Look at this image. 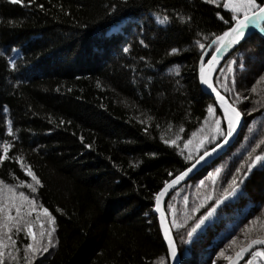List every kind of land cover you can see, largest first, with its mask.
Returning a JSON list of instances; mask_svg holds the SVG:
<instances>
[{"label": "trees", "instance_id": "obj_1", "mask_svg": "<svg viewBox=\"0 0 264 264\" xmlns=\"http://www.w3.org/2000/svg\"><path fill=\"white\" fill-rule=\"evenodd\" d=\"M223 2L0 0V180L47 208L55 228L51 245L44 238L48 251L34 257L24 255L27 233L15 234L5 264H171L155 194L224 140L213 123L227 130L223 111L199 80L207 45L234 24ZM262 36L249 37L215 74L243 116L234 143L166 199L181 264H227L225 256L264 237V166L248 170L264 155ZM234 178V196L189 243ZM249 260L264 264L251 253L241 264Z\"/></svg>", "mask_w": 264, "mask_h": 264}, {"label": "snow or ice", "instance_id": "obj_2", "mask_svg": "<svg viewBox=\"0 0 264 264\" xmlns=\"http://www.w3.org/2000/svg\"><path fill=\"white\" fill-rule=\"evenodd\" d=\"M13 2H18V0H13ZM211 2V0H209ZM223 7L225 9H230L233 13L231 16V20L234 21L227 31H224L220 35H216L215 39L212 41L210 45L207 47L211 48L215 46V50L211 53V59L207 60V68L203 63L204 57H201V64L199 70V78L202 84L206 85L213 93H215L216 100L219 102L220 108L223 110L224 118L227 120V130L223 131L221 129V120L215 119L213 123L215 124V132L223 137L224 141L226 142L227 139L232 136L235 128L238 125V122L241 119V112L238 110L237 107L233 106L232 103L226 100V98L221 95L219 91L213 85V66L216 65L219 61L220 53L232 48L233 46L239 45L242 39H247L246 36V29L249 28V25L255 26V28L259 29L260 33H264V2L258 3L257 0H224ZM242 13V15H240ZM223 19V17H221ZM169 17L164 15L162 18L161 16L157 15V21L161 24L167 23ZM228 23V21H225ZM207 39V37H205ZM264 39V36H262ZM199 47L201 50L205 49L206 45L200 43ZM124 51L127 52L128 49L124 48ZM172 52H176V49H172ZM13 63L12 61H9ZM231 70V69H230ZM207 112L211 116L214 114L213 105H208ZM182 130V129H181ZM9 133H11V127L8 129ZM193 136L196 134L193 133ZM215 139V137H212ZM179 139V137H177ZM204 139H200L199 143L196 145L197 149L204 145ZM165 143L175 144V140H166ZM191 143V140L185 142V147ZM220 144L217 143L216 147L211 149L212 152L216 151V148H219ZM9 149V145L5 144L4 152L7 153ZM210 153L207 149H205L204 154L200 156L197 163L203 161L205 157L209 156ZM5 159V156H0V160ZM260 161L262 162V166H264V155H257L251 162L248 164V170L251 171L252 167L256 165V163ZM23 167V165H22ZM195 165H193V168ZM192 169H186L184 172H181L179 175L175 177V179L171 182L166 181L164 183V187L155 194L156 200V211L160 212L161 217V226L164 229V238L168 243V255L175 260L177 257V246L174 242L173 237L170 235L169 229L164 226V212L161 211L160 203L162 197L167 193L168 189L175 183L179 182L183 179L188 172ZM240 171V169H237ZM219 169H217V173ZM27 175L31 176L32 180L39 184L40 181L37 177L32 173L30 169L27 170ZM171 175V174H170ZM247 175V172L244 174ZM242 182V181H241ZM203 183V182H201ZM230 184L234 185L231 188V191H227V195L222 198H218L215 200L214 204L209 205L206 209L204 215L200 216L192 229L187 233L189 237V243L192 242V237L194 233H197L198 229H201L202 225L206 227H210V225H206V221L209 218L213 217V215L217 211V207L223 203L225 199L229 196H233L236 193L237 188L239 185L236 183V179L234 178L230 181ZM31 191L34 193L36 192V188L33 187L31 184L27 185ZM211 199V197H208ZM195 211V209H194ZM35 213V220L30 219ZM41 215L47 218V223L49 225L54 224V217L49 212V210L42 205L37 209L36 202L34 198L26 195L24 191H17L13 186L5 183L3 180H0V264H5L4 255L5 249L11 246L16 245V240L13 238L15 234H18L21 231H25L27 233L28 239L31 241L25 245L24 255L27 258L29 253L34 257L36 253L47 252L48 247L42 244V240L44 239L45 235L48 237L47 244L51 245V237L52 233L55 231V228L46 229L44 223L41 222ZM259 219V218H256ZM256 220H253L252 223L255 224ZM38 223L40 225L39 231H34V224ZM15 230V232H13ZM6 241L8 243H6ZM233 243H235V238L233 239ZM255 247V250L251 251V255L253 258L255 257H264V250H261V246H264V237L251 239L248 243L241 247L240 250L236 253V258L233 259L231 256H225L223 250L218 254L220 256H225V259L228 260L229 264H236V260L240 259L245 253H248ZM18 251V249H17ZM212 264H216L215 261ZM248 264H253V260H249Z\"/></svg>", "mask_w": 264, "mask_h": 264}, {"label": "water", "instance_id": "obj_3", "mask_svg": "<svg viewBox=\"0 0 264 264\" xmlns=\"http://www.w3.org/2000/svg\"><path fill=\"white\" fill-rule=\"evenodd\" d=\"M263 25V24H262ZM257 31H259V29L255 28V26L253 25H249V28L246 29V36L251 37L252 35H254ZM247 38V39H248ZM247 39H242L241 42L239 43L242 44L243 42L247 41ZM239 45L237 46H233L232 48H229L223 52L220 53V56H219V61L216 65L213 66V72H212V77H213V85H214V76H215V73H216V70L218 69V67L220 66V64L234 51L236 50ZM209 59H211V56L209 57ZM208 59V60H209ZM205 67L207 68V62L205 64ZM200 80V78H199ZM200 85L203 89L204 92L212 95L213 97H215L216 99V96H215V93H213L211 91V89H209L206 85L202 84V82L200 81ZM215 87V85H214ZM216 88V87H215ZM218 91V90H217ZM223 95V94H221ZM224 96V95H223ZM225 97V96H224ZM226 98V97H225ZM227 101H229L227 98H226ZM217 101V100H216ZM217 103L219 104V102L217 101ZM242 122H243V116L241 115V119L240 121L238 122V125L237 127L235 128L232 136H230L227 141H222L220 143V147L219 148H216V151L215 152H212L211 150H209V153L210 155L205 157V159L203 161H200L199 163H197V160L195 163H193L190 167H188L187 169H192L190 172H188V174L183 178L181 179L179 182L173 184L167 191V193L162 197L161 199V203H160V208H161V211L164 212V226L167 227L169 229V232H170V235L173 237V233H172V229L170 227V224H169V221H168V218L166 216V212L164 210V206H165V202H166V199L168 198V196L173 192L175 191L177 188H179L183 183L189 181L190 179H192L199 171H201L205 166H207L208 164L212 163L213 161H215L220 155H222L224 152L227 151V149L233 144V142L235 141L236 139V136L241 128V125H242ZM215 148V147H214ZM193 165H195V167L193 168ZM185 171V170H184ZM183 171V172H184ZM179 175V174H178ZM175 179V177L170 180L169 182L173 181ZM154 213L156 214L157 216V219H158V222H159V228H160V231L164 237V229L163 227L161 226V217H160V212L156 211V200H155V206H154ZM174 239V237H173ZM256 239V238H255ZM165 240V238H164ZM175 242V241H174ZM165 243L168 247V243L167 241L165 240ZM176 244V243H175ZM244 247V246H243ZM256 246H254V248L252 250H250L248 253H245L240 259L236 260V264H241L247 257L248 255L251 253V251H253L255 249ZM261 247H264V246H261ZM240 250V249H239ZM238 250V251H239ZM237 251V252H238ZM236 252V253H237ZM236 253L232 256L233 259L236 258ZM170 257V256H169ZM170 263L171 264H181V259H180V255H179V252H178V249H177V257L175 258V260H173L171 257H170ZM229 264V262L227 263Z\"/></svg>", "mask_w": 264, "mask_h": 264}, {"label": "rangeland", "instance_id": "obj_4", "mask_svg": "<svg viewBox=\"0 0 264 264\" xmlns=\"http://www.w3.org/2000/svg\"><path fill=\"white\" fill-rule=\"evenodd\" d=\"M214 49H215V46L209 48V50L207 51L206 55L204 56L203 63H204L205 60L209 57V55L213 52ZM233 196H234V195H233ZM233 196H231V197H233ZM224 201H225V200H224ZM224 201H223V202H224ZM39 207H40V205L38 204V210H39ZM215 214H216V213H215ZM215 214L213 215V217L209 218V220L206 221L205 223L208 224L209 222H211V221L214 219ZM33 215H35V213H33ZM40 219H41V222L44 223V226L47 225V218H46V217H44L43 215H41V218H40ZM49 226H50V227H49L48 229H51V228H52V225H49ZM39 227H40V225L38 224V231H39ZM204 227H205V225H202V226H201V229H198V230H197V233H194L193 236L197 235L201 230L204 229ZM45 228H46V227H45ZM46 229H47V228H46ZM38 231H37V232H38ZM44 238H45V237H44ZM46 239H48L47 235H46ZM42 244H46L45 239L42 240ZM45 246H46V245H45ZM41 251H42V250H41ZM40 253H41V252H38V255H40Z\"/></svg>", "mask_w": 264, "mask_h": 264}, {"label": "bare ground", "instance_id": "obj_5", "mask_svg": "<svg viewBox=\"0 0 264 264\" xmlns=\"http://www.w3.org/2000/svg\"><path fill=\"white\" fill-rule=\"evenodd\" d=\"M196 236V235H195ZM194 237V236H193Z\"/></svg>", "mask_w": 264, "mask_h": 264}]
</instances>
